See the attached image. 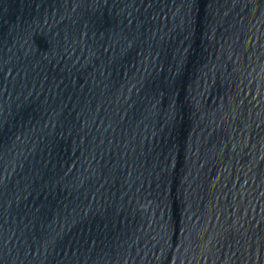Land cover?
Instances as JSON below:
<instances>
[{"label":"water","instance_id":"water-1","mask_svg":"<svg viewBox=\"0 0 264 264\" xmlns=\"http://www.w3.org/2000/svg\"><path fill=\"white\" fill-rule=\"evenodd\" d=\"M0 264H264V0H0Z\"/></svg>","mask_w":264,"mask_h":264}]
</instances>
